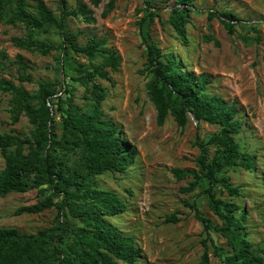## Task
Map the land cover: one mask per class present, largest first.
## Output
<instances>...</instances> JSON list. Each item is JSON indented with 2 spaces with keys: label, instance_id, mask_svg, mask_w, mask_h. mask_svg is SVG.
I'll return each instance as SVG.
<instances>
[{
  "label": "rangeland",
  "instance_id": "1",
  "mask_svg": "<svg viewBox=\"0 0 264 264\" xmlns=\"http://www.w3.org/2000/svg\"><path fill=\"white\" fill-rule=\"evenodd\" d=\"M145 1L66 0L69 13L83 3L93 11L94 17V22L86 23L68 16V37L80 45L95 38L102 42L103 49L116 52L120 59L117 70L108 69L113 82L98 79L107 94L102 109L104 117L136 148L137 157L124 173L107 172L96 178L100 188L115 192L127 205L124 214L110 221L133 236L142 249L143 255L135 264L200 263L205 250L202 241L207 234L188 206L193 202L213 227L222 225L203 194L208 181L203 179L193 192L186 193L183 188L189 186L192 177L180 180L174 174L176 169L198 170L197 141L207 143L220 127L205 122L198 124L191 119L182 128L171 115L163 126L158 125L157 112L148 94V83L153 76L147 66L145 44L152 41L163 53L173 54L181 61L185 70L196 77L209 78V95L221 97L236 107L243 123L236 141L243 152L257 156V164L253 171L227 170L231 183L240 187V196L231 197L221 186L217 193L221 199L236 203L245 211V236L256 251L264 250V0H192L186 39L179 37L169 24L174 0H149L157 8L152 10L156 13L152 21L147 16ZM110 3L114 6L109 11ZM15 7L16 0H13L8 12L13 13ZM25 10L39 20L51 16L59 23L62 0H26ZM105 12L107 16L103 15ZM222 12H232L240 20L233 22L234 35L227 33L218 18L209 21V13ZM30 37L36 44L49 47V53L43 54L37 48L28 50L13 41L18 39L23 43ZM0 52L5 56L0 59V80L23 87L33 95L45 85L52 86L53 90L67 88L72 93H64L63 98H71L84 111L91 109L92 97L78 80L79 70L103 64L104 54L97 53L89 59L74 53L53 23L45 22L42 28L36 29L20 21L9 24L5 19L0 22ZM56 120L60 138L59 114ZM34 129L26 113L16 107L14 94L0 89V133L26 139ZM10 149L14 151L15 147ZM211 151L213 154V147ZM27 152L24 149L23 153ZM53 154L64 156L61 149ZM67 159L71 168L81 166V151L70 153ZM5 164L0 149V171ZM42 188L48 190L49 185ZM48 194L40 195L34 189L0 197V229L16 228L30 236L56 226L59 222L56 208L39 214L17 213L22 207L45 200ZM171 216L179 221L167 223ZM64 219L72 229L83 227L68 212ZM210 235L220 254L215 256L214 247L208 241L210 263L224 264L231 248L214 230Z\"/></svg>",
  "mask_w": 264,
  "mask_h": 264
},
{
  "label": "trees",
  "instance_id": "2",
  "mask_svg": "<svg viewBox=\"0 0 264 264\" xmlns=\"http://www.w3.org/2000/svg\"><path fill=\"white\" fill-rule=\"evenodd\" d=\"M12 2L0 0V22L4 19L9 24L20 21L36 29L50 22L57 25L74 53L89 59L97 53L105 57L103 64L79 70L81 77L78 80L93 101L89 111L75 105L71 98H63L64 93H72L67 88L53 90L52 86L45 85L37 95H33L23 87L0 80V89L14 94L16 107L26 113L35 127L26 139L12 133H0V149L6 160L5 168L0 171V197L34 189L40 195L49 192L45 200L22 207L17 213L39 214L56 208L59 220L56 226L30 236L21 234L16 228H1L0 264H135L143 255L142 249L133 236L125 234L110 221V218L124 214L127 205L118 194L100 188L96 181L97 177L107 172L124 173L137 157L136 148L104 117L102 109L107 94L98 79L113 82L108 69L117 70L120 59L116 52L103 49L102 42L95 38L80 45L68 37V16L86 23L94 22L93 11L86 4L81 3L76 11L69 13L66 0H62L58 23L51 16L44 15V21L33 17L25 10L26 0H16V10L9 13ZM145 3L147 16L152 21L156 15L152 10L157 11V8L149 0ZM113 6V3L109 4V11ZM191 9L192 0H174L169 16V24L183 39L187 36L186 26L190 23ZM107 13L103 15L107 16ZM214 18L222 22L229 35H234L233 22L240 21L236 14L209 13V21ZM13 41L28 50L37 48L43 54L49 53V47L36 44L31 37L23 43L18 39ZM145 45L147 66L153 76L148 83V94L157 112L158 125L163 126L171 115L182 128L191 119L198 124L205 122L220 127L207 143L197 141L200 149L198 170H174L180 180L192 177L189 186L183 188L186 193L193 192L203 179L208 181L203 194L207 196L210 210L222 222L221 226L213 227L211 220L202 215L195 202L188 205L207 234L202 241L205 250L199 264H211L208 241L214 247L215 256L220 257L218 247L211 239V230L225 238L231 248L223 260L224 264H264V250L256 251L245 236V211L238 204L221 199L217 193L218 186H221L231 197L240 196V187L231 183L227 170L241 168L253 171L257 164V156L243 152L236 141L243 127L236 107L221 97L207 93L209 78L202 75L196 77L193 72L185 70L181 61L173 54L163 53L156 43L147 41ZM3 57L0 52V59ZM59 93L61 95L57 96ZM58 114L62 125L60 138L56 133ZM14 120L17 121L18 117ZM12 147H15L14 151L10 149ZM211 147L214 148L213 154ZM24 149L28 151L25 154ZM58 149L64 152V156L53 154ZM77 151H81V166L71 168L67 157ZM46 185H49L48 190L42 188ZM65 212L81 221L83 227L72 229L64 219ZM178 221L175 216L166 220L167 223Z\"/></svg>",
  "mask_w": 264,
  "mask_h": 264
},
{
  "label": "built area",
  "instance_id": "3",
  "mask_svg": "<svg viewBox=\"0 0 264 264\" xmlns=\"http://www.w3.org/2000/svg\"><path fill=\"white\" fill-rule=\"evenodd\" d=\"M61 95V93H59L57 96ZM195 121V120H194ZM196 122V121H195Z\"/></svg>",
  "mask_w": 264,
  "mask_h": 264
}]
</instances>
